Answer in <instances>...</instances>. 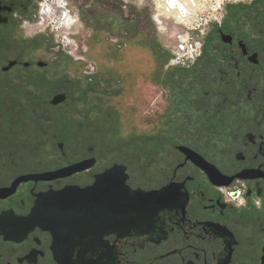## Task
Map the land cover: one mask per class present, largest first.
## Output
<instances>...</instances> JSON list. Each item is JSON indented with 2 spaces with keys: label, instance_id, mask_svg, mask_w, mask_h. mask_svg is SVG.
Segmentation results:
<instances>
[{
  "label": "flooded vegetation",
  "instance_id": "1",
  "mask_svg": "<svg viewBox=\"0 0 264 264\" xmlns=\"http://www.w3.org/2000/svg\"><path fill=\"white\" fill-rule=\"evenodd\" d=\"M231 4L185 82L171 55L156 67L166 101L151 134L114 144L111 106L94 102L109 83L92 68L81 89L38 0H0V264H264V1ZM123 175L166 188L129 231L109 215ZM69 204L89 212L70 235L49 218Z\"/></svg>",
  "mask_w": 264,
  "mask_h": 264
},
{
  "label": "rangeland",
  "instance_id": "2",
  "mask_svg": "<svg viewBox=\"0 0 264 264\" xmlns=\"http://www.w3.org/2000/svg\"><path fill=\"white\" fill-rule=\"evenodd\" d=\"M218 1L222 0H176L173 5L166 0H65L68 13L76 20L70 28L59 25L56 16L54 20L43 16L47 32L55 35L68 52L75 53L79 85L92 68L95 79L109 83L108 90L94 94L97 98L94 102L105 112L111 106L113 120L101 124L112 129L108 135L110 142L133 144L151 134L153 104L159 107L156 119L159 123L166 101L163 88L153 82L156 67L160 68L170 55L181 50L184 46L181 37L184 40L189 37L190 43H203L206 36L193 33L192 28L202 23L201 18L211 16ZM54 2L47 1L53 8ZM183 4H189L190 10ZM181 17L188 21H181ZM67 37L71 41L69 46L64 43ZM171 69L173 82L188 79L187 68ZM82 85L83 90L85 84ZM79 108L83 110L82 106ZM105 114L102 121L107 118L108 113Z\"/></svg>",
  "mask_w": 264,
  "mask_h": 264
},
{
  "label": "water",
  "instance_id": "3",
  "mask_svg": "<svg viewBox=\"0 0 264 264\" xmlns=\"http://www.w3.org/2000/svg\"><path fill=\"white\" fill-rule=\"evenodd\" d=\"M113 171V170H112ZM124 177L121 179L120 182L111 183L110 189V197H109V204H110V219L113 217H120L122 222L125 224L126 231L132 229V224H136L139 220L145 216L146 211L148 209H153L155 206H150L151 204H147L148 202L152 201L153 199H159L156 196H161L162 193L166 192V188L160 191H153V192H144L142 190H131L127 185H125V181L127 175H123ZM102 184V182H100ZM114 185L119 186V188H113ZM102 185H99L98 188L92 189L95 193L102 192ZM86 193V191L84 192ZM116 193V194H115ZM120 193V195L118 194ZM84 200H90L89 198L85 197ZM124 198V200H123ZM102 199L101 198H94V200ZM107 198L104 197V200ZM118 200L121 201L118 204ZM125 201V202H124ZM124 207V209H123ZM151 207V208H150ZM65 208V207H63ZM157 211H159L162 207L160 205L156 206ZM88 212V206L85 204L83 209L79 211L77 207L73 204H69L66 209H63L61 212H57L56 214L49 215V218L54 221L55 218L60 220L61 228L60 232L62 234H72L73 225L75 224L77 218L80 216L86 217ZM59 224H57L58 226ZM63 251L70 249V246H62Z\"/></svg>",
  "mask_w": 264,
  "mask_h": 264
},
{
  "label": "built area",
  "instance_id": "4",
  "mask_svg": "<svg viewBox=\"0 0 264 264\" xmlns=\"http://www.w3.org/2000/svg\"><path fill=\"white\" fill-rule=\"evenodd\" d=\"M49 0H43L41 3H39V15L43 17L44 15L48 16L50 13L55 14V10H53L52 5H49L47 3ZM253 0H222L218 1L216 3V7L212 10V14L209 18H201L200 21L201 24L197 25L195 28H192L193 33L199 32L201 37H205L210 29L211 26L220 24L223 16V11L226 5L231 3H248ZM70 14L67 11V16ZM44 18V17H43ZM67 19V18H66ZM66 19H63V21H66ZM188 39L180 38L181 41L184 43V46H182L176 54L171 55L170 59V65L171 66H188L192 63H194L200 55L201 49H202V43L200 42H194L190 43V38ZM70 39L64 38V43L70 45ZM190 43V44H189Z\"/></svg>",
  "mask_w": 264,
  "mask_h": 264
},
{
  "label": "bare ground",
  "instance_id": "5",
  "mask_svg": "<svg viewBox=\"0 0 264 264\" xmlns=\"http://www.w3.org/2000/svg\"><path fill=\"white\" fill-rule=\"evenodd\" d=\"M49 1H50V0H49ZM53 1H54V0H53ZM175 1H176V0H166V2L171 3V4H173V5L176 4ZM164 2H165V1H164ZM183 6L186 7V10L188 11V9H189V4H183ZM53 10H55V14L53 15V13H50V15H48V16H49L51 19H53V20H54V17L56 16V20H57V22H58L59 25H63V24L66 23L67 28H69V26H73V25H74V23L70 24L69 26L67 25V24L69 23V18L71 17V19H72V18H74V17H73L71 14H68V16H67V9H66L65 5L63 6V9H61V12L59 11V9H56L55 6H54ZM189 10H190V9H189ZM170 12H171V14L173 13L172 11H170ZM53 16H54V17H53ZM66 18H67V19H66ZM63 19H66V21H63ZM74 20H75V19H74ZM75 22H76V20H75Z\"/></svg>",
  "mask_w": 264,
  "mask_h": 264
}]
</instances>
